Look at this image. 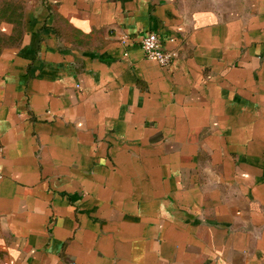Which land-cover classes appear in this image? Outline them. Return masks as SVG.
I'll return each mask as SVG.
<instances>
[{
  "label": "crops",
  "instance_id": "0c3cea01",
  "mask_svg": "<svg viewBox=\"0 0 264 264\" xmlns=\"http://www.w3.org/2000/svg\"><path fill=\"white\" fill-rule=\"evenodd\" d=\"M0 139V264H264V0H0Z\"/></svg>",
  "mask_w": 264,
  "mask_h": 264
},
{
  "label": "built area",
  "instance_id": "2783aa9c",
  "mask_svg": "<svg viewBox=\"0 0 264 264\" xmlns=\"http://www.w3.org/2000/svg\"><path fill=\"white\" fill-rule=\"evenodd\" d=\"M130 40L129 35H122L120 37V43L122 45L127 44ZM137 44L143 51L144 57L147 60L156 62L161 67H168L175 59L176 55L172 51L167 50L160 37L153 32H146L142 34L138 40ZM3 153V144L0 139V154ZM2 176L0 175V179Z\"/></svg>",
  "mask_w": 264,
  "mask_h": 264
}]
</instances>
